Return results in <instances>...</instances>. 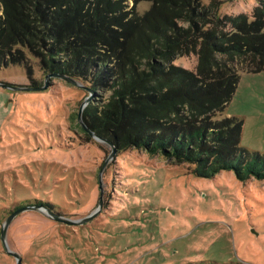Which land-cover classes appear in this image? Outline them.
Here are the masks:
<instances>
[{"label": "rangeland", "instance_id": "obj_1", "mask_svg": "<svg viewBox=\"0 0 264 264\" xmlns=\"http://www.w3.org/2000/svg\"><path fill=\"white\" fill-rule=\"evenodd\" d=\"M199 1L221 21L250 22L263 0ZM217 29L232 31L226 23ZM18 50L0 68V83L17 88H0V264H16L12 254L21 264H264V181L229 171L199 178L192 166L87 135L75 115L88 83L49 78L37 90L49 73L30 50ZM173 64L193 70L197 56ZM239 76L222 116L239 119L240 146L264 157V71ZM96 95L90 104L100 106L108 94ZM99 204L89 221L69 223ZM24 208L2 242L6 219Z\"/></svg>", "mask_w": 264, "mask_h": 264}, {"label": "trees", "instance_id": "obj_2", "mask_svg": "<svg viewBox=\"0 0 264 264\" xmlns=\"http://www.w3.org/2000/svg\"><path fill=\"white\" fill-rule=\"evenodd\" d=\"M128 1L0 0V68L25 47L45 72L108 94L83 109L82 122L116 150L161 155L199 178L229 171L264 181V157L240 146L241 121L222 116L239 73L264 71V0L250 22L221 21L199 0ZM142 1L151 5L140 14ZM190 55L193 70L173 64Z\"/></svg>", "mask_w": 264, "mask_h": 264}, {"label": "water", "instance_id": "obj_3", "mask_svg": "<svg viewBox=\"0 0 264 264\" xmlns=\"http://www.w3.org/2000/svg\"><path fill=\"white\" fill-rule=\"evenodd\" d=\"M49 78H57V79H60V80H63L65 82H68L72 85H76L78 86L77 82L72 79V78H69V77H66V76H63V75H60V74H49L48 76L45 77V84L43 87H41L40 89H37V90H45L47 89L48 87V80ZM0 88H3V89H10V90H15L17 88L13 87V86H10L9 84H5V83H0ZM87 92H88V96L84 99L83 103L81 104L80 108H79V111L77 113V120L78 122L80 123L81 127L83 128V130L91 137L97 139V140H101V141H105L107 143H109L110 145H113L111 142L103 139V138H100L98 137L97 135H95L93 132H91L89 129L86 128V126L83 124V122L81 121V114H82V111L83 109L91 103L92 99H93V96H94V93L93 91L90 89V88H87V87H84ZM115 148V147H114ZM112 148V153L111 155L113 156L115 154V149ZM100 207V204L98 205V207L94 210L93 213H91V215L85 217L84 219H81V220H78V221H71L69 223H73V225H81V224H84L85 222L89 221L92 216L94 214H96V212L99 210L98 208ZM28 208H24L22 210H18L16 211L14 214H12L11 216H9L7 219H6V222H5V225L4 227L2 228L1 230V239H2V242H3V239H4V236H5V232H6V229H7V226L9 225V223L11 222V220L13 219V217L19 213V212H23L25 210H27ZM49 216H52L54 217L57 221H61V222H67L66 220H61L59 219V217H55L53 214H51L50 212L48 213ZM12 256L16 259V264H21L20 262V257L17 255V254H12Z\"/></svg>", "mask_w": 264, "mask_h": 264}, {"label": "crops", "instance_id": "obj_4", "mask_svg": "<svg viewBox=\"0 0 264 264\" xmlns=\"http://www.w3.org/2000/svg\"><path fill=\"white\" fill-rule=\"evenodd\" d=\"M0 114H3L2 111H1V106H0Z\"/></svg>", "mask_w": 264, "mask_h": 264}]
</instances>
